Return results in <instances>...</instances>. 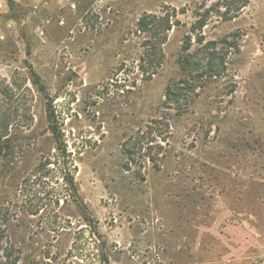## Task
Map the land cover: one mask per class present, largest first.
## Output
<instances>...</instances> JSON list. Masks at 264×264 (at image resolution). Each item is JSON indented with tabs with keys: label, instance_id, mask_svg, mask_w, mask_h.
I'll list each match as a JSON object with an SVG mask.
<instances>
[{
	"label": "rangeland",
	"instance_id": "374dc122",
	"mask_svg": "<svg viewBox=\"0 0 264 264\" xmlns=\"http://www.w3.org/2000/svg\"><path fill=\"white\" fill-rule=\"evenodd\" d=\"M174 11L146 73L137 24ZM208 42L225 66L167 105ZM0 130L19 264H264V0H0Z\"/></svg>",
	"mask_w": 264,
	"mask_h": 264
},
{
	"label": "trees",
	"instance_id": "16d2710c",
	"mask_svg": "<svg viewBox=\"0 0 264 264\" xmlns=\"http://www.w3.org/2000/svg\"><path fill=\"white\" fill-rule=\"evenodd\" d=\"M243 7H246L247 4H243ZM223 15L225 17H229L228 19L234 18V16H229L230 12L228 11ZM176 11V10H175ZM171 15L169 13H161V14H150L144 15L137 24V29L140 34L147 35L143 40L142 47H143V55L141 57L142 61V69L144 72L148 73V69H153L155 74L157 70L163 65L164 63V52L163 46L168 39L169 32L173 29L174 26L178 25L179 20L173 21L176 17V12ZM241 11V10H240ZM209 15V11L206 12ZM175 15V16H174ZM207 16L203 15L201 18L196 20L194 30H202L206 26ZM187 39H190L187 38ZM216 42H208L204 44L201 50L207 55V63L206 66H201L197 60L192 58L190 55L186 56L181 61V77L179 81L174 80L170 88H168L166 93V103L167 105L171 103H178L184 104L185 106L191 103V91H195L198 81L203 79V76L200 74L211 75L215 71L216 65L223 64L222 53L216 51ZM192 44L191 41L187 43L183 51L189 52L191 50ZM204 54V55H205ZM197 61V62H196ZM220 64H217L216 62ZM35 84L40 86V89H44L43 85L41 84V80L39 76L35 75ZM48 119L51 124V131L53 133L54 139L57 143V149L59 151L62 150L60 146V136L55 125V114L51 110L52 107H48ZM9 127V126H7ZM8 131V130H7ZM15 155V147L11 145V140L6 134H3L0 130V162L4 161L6 164H11L14 160ZM68 184L74 189L73 180L68 179V175L66 176ZM76 193V189L74 191ZM3 210V209H2ZM0 212H2L0 210ZM10 211L5 210L3 212V217L5 216V221L9 218ZM2 217V213H0ZM21 259L20 251L11 244L8 234L6 232V228L4 224H0V264H19Z\"/></svg>",
	"mask_w": 264,
	"mask_h": 264
}]
</instances>
